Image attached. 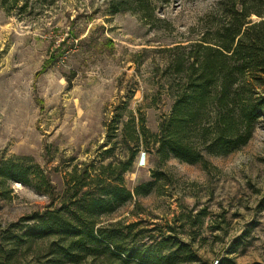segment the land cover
<instances>
[{
	"label": "rangeland",
	"instance_id": "1",
	"mask_svg": "<svg viewBox=\"0 0 264 264\" xmlns=\"http://www.w3.org/2000/svg\"><path fill=\"white\" fill-rule=\"evenodd\" d=\"M243 2L251 5L0 0V160L39 173L28 184L0 186L3 251L7 239L22 235L28 217L51 202L41 177L54 187L57 208L74 195L85 171L92 177L100 165L127 160L133 130L142 125L158 134L173 101L174 63L184 60L190 44L217 38L232 6ZM207 159L209 170L173 158L158 163L139 148L125 187L152 181L156 169L162 176L149 195L133 197L99 225L118 223L135 248L171 236L170 247L183 246L182 264H264V119L240 151ZM44 248L20 244L16 255L47 263Z\"/></svg>",
	"mask_w": 264,
	"mask_h": 264
},
{
	"label": "trees",
	"instance_id": "2",
	"mask_svg": "<svg viewBox=\"0 0 264 264\" xmlns=\"http://www.w3.org/2000/svg\"><path fill=\"white\" fill-rule=\"evenodd\" d=\"M248 2L251 5L243 2L232 6L230 19L217 31V38H202L190 44L184 60L174 63L177 83L173 101L158 134H150L142 125L133 130L127 160L100 165L92 177L85 171L77 179L82 183L76 185L74 195L61 199L57 208L53 207L54 187L48 179L40 178L51 202L19 227L24 229L21 236L7 239L10 247L5 251L0 248V264H32L17 257L16 247L20 244L35 245L40 250L45 247L43 256L48 260L41 264H82L88 259L97 264L185 261L180 257L183 246L178 248L172 243L177 247H170L171 236L162 235L154 247L135 248L126 241L128 231L124 233L118 223L99 225L100 218L133 197L149 195L162 176L156 169L151 172L152 181L132 190L125 187L124 175L131 171L139 148L153 152L158 163L173 158L209 170L212 165L207 156L225 157L249 142L256 123L264 119V0ZM252 15L258 19L251 21ZM31 168L13 160H0V186L7 181L28 184L30 176H39L37 167ZM85 179L88 182L84 183ZM138 234L144 236L143 231Z\"/></svg>",
	"mask_w": 264,
	"mask_h": 264
}]
</instances>
